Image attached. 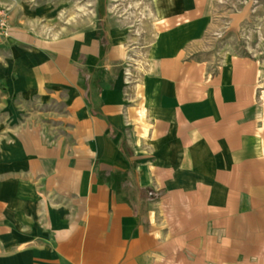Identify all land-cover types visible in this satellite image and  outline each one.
<instances>
[{
	"label": "rangeland",
	"instance_id": "obj_1",
	"mask_svg": "<svg viewBox=\"0 0 264 264\" xmlns=\"http://www.w3.org/2000/svg\"><path fill=\"white\" fill-rule=\"evenodd\" d=\"M7 4L16 10V18L24 14L21 8L31 7L33 11L25 13L33 16L35 28L27 35L35 46L42 42L73 44L83 34L100 41L104 55L98 57L95 66L79 67L83 58L75 61L76 52L72 59L78 65L89 112L102 121L103 138L110 132L118 153L128 163V172L120 173L118 178L128 181L124 184L125 192L135 214L144 217L149 209L154 232L166 235L167 240L177 234L198 236V241L192 242L199 246V255L204 252L201 247L206 245L202 240L213 234L215 259L207 262L199 257V264L212 261L213 264H264V0L200 2L198 34L191 38L187 26L180 30L183 35L174 39L177 64L176 77L171 81L163 75L167 70L164 62L154 59L168 50H164L159 34L164 29L158 32L155 27L161 18L153 0H0V9H6L9 14ZM119 38H123L122 45H117ZM7 47L0 46V155L18 134L27 132L33 125H47L49 132L62 136L70 144L68 94L57 93L50 100L31 97L30 92L23 91V82H17L30 73L27 62L36 63L42 50L29 52L23 46L17 51ZM192 70L198 73L194 82L189 78ZM16 83L19 92L14 90ZM196 88L200 100L211 92L210 98L223 101L216 104L226 105L229 108L226 113L236 119L229 127L238 137H246L251 150L256 149L258 157L263 158L246 165L240 156L241 148L231 146V160L219 154L212 161L196 163L200 170L213 169L210 175L214 177L205 185L225 195L226 210L222 217L217 216L223 211L221 205L215 204L213 211L200 205L201 216L202 212L210 215L215 211L214 221H179L182 213L193 211L191 195L178 194V207L168 208L170 203L166 201L174 197L170 199L172 193L165 182L173 184L181 179L153 176L142 179L143 167L153 171L154 165L160 164L154 158L158 152L169 149L166 141L180 138L184 155L190 150L189 140L182 134L185 124L173 118L166 120L165 116L156 122L155 115L149 114L152 106L153 109L165 107L169 99L171 107L182 110L189 104L187 96ZM106 94L116 98L112 101L113 110L101 114L105 106L101 97ZM218 95L222 97L217 99ZM142 108L144 128L136 122L137 112ZM258 111L263 112L262 118H257ZM175 131L177 136L173 135ZM201 147L199 155L203 153ZM186 253L183 264L193 260Z\"/></svg>",
	"mask_w": 264,
	"mask_h": 264
},
{
	"label": "crops",
	"instance_id": "obj_2",
	"mask_svg": "<svg viewBox=\"0 0 264 264\" xmlns=\"http://www.w3.org/2000/svg\"><path fill=\"white\" fill-rule=\"evenodd\" d=\"M153 1L157 3L156 11L161 18L155 27L158 32L164 29L159 34L168 52L154 58L152 51L150 58L164 62L167 70L163 75L171 81L176 77L174 66L177 64L174 39L182 36L180 30L187 26L191 38L198 34L199 5L205 0ZM206 1L209 4L212 0ZM8 7L9 37L0 41V46L17 51L23 46L29 52L42 50L40 60L34 64L27 62L30 73L17 82H23V91L30 92L31 97L50 100L57 93L66 92L67 121L72 125V136L71 143L67 144L62 136L49 132L47 125H33L27 132L18 134L0 155V264H183L186 252V257L193 259L188 264H199V257L207 262L214 260L213 234L202 240L206 245L203 244L201 252H204L199 255V246L193 243L198 241V236L177 234L167 240L166 235L154 232L149 209L140 217L129 205L124 187L128 181L118 178L120 173L128 172V163L118 153L111 133L106 132L103 138L102 121L89 112L77 68L79 65L89 69L97 64L98 57L104 55L100 41L83 34L73 44L42 42L35 46L27 35L35 28L33 16L25 13L33 11L31 7L21 8L24 14L17 18L16 10L9 4ZM74 52L77 53L75 61L83 58L81 64L74 65ZM196 70L189 76L191 82L198 78ZM19 89L16 83L14 90L19 92ZM207 94L200 100L196 88L187 96L189 104L184 109L178 111L171 107L168 99L165 107L153 109L152 106V113L149 112L155 115L156 122L165 116L166 120L173 118L185 124L182 134L190 143L187 154L184 155L182 139L166 141L169 149L158 152L154 158L160 164L154 165L153 171L142 168V179L151 176L181 179L173 184L165 182L172 193L170 199L174 197L166 201L171 210L179 205L178 194L191 195L193 211L182 213L179 221H214L215 211L210 215L202 212L201 216L200 205L202 208L209 206V211H213L211 208L219 204L223 211L217 216L225 214V195L205 185L211 181L213 169L210 172L200 170L196 163L212 161L219 154L231 160V146L241 148L240 156L246 165L263 159L258 157L256 149L251 150L246 137L240 136L239 141L237 132L229 127L231 121L236 120L226 113L229 108L216 104L221 100L210 98L211 92ZM221 97L218 95L217 99ZM115 98L110 94L101 97L105 104L101 114L113 110ZM257 115L262 118L263 112L258 111ZM144 117L142 108L137 112L136 122L143 128ZM178 133L175 131L173 135ZM200 147L202 155L198 154ZM171 167L178 168L173 169V173L168 169ZM142 186L145 185L142 183ZM180 189L183 191H177ZM155 221L154 216V224Z\"/></svg>",
	"mask_w": 264,
	"mask_h": 264
},
{
	"label": "built area",
	"instance_id": "obj_3",
	"mask_svg": "<svg viewBox=\"0 0 264 264\" xmlns=\"http://www.w3.org/2000/svg\"><path fill=\"white\" fill-rule=\"evenodd\" d=\"M8 14L5 10L0 9V41L9 37Z\"/></svg>",
	"mask_w": 264,
	"mask_h": 264
},
{
	"label": "bare ground",
	"instance_id": "obj_4",
	"mask_svg": "<svg viewBox=\"0 0 264 264\" xmlns=\"http://www.w3.org/2000/svg\"><path fill=\"white\" fill-rule=\"evenodd\" d=\"M122 42H123V38H119L117 41L118 44H122Z\"/></svg>",
	"mask_w": 264,
	"mask_h": 264
}]
</instances>
